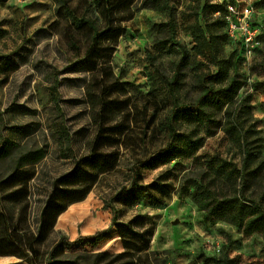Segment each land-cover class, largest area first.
<instances>
[{
  "label": "rangeland",
  "instance_id": "1",
  "mask_svg": "<svg viewBox=\"0 0 264 264\" xmlns=\"http://www.w3.org/2000/svg\"><path fill=\"white\" fill-rule=\"evenodd\" d=\"M223 1L232 0H156L148 6V0H113L119 7L115 18L132 19L123 24L110 64L92 73L84 58L89 38L56 0H0V183L19 171L32 178L22 186L0 184V208L10 217L13 235L24 246L35 245L36 264L48 262L63 235L71 245L60 259L70 264H264L262 233L245 235L179 192L186 178H212L222 161L227 172L236 170L232 183L220 184L225 193L241 189L245 165L247 172L264 174V0H240L251 3L253 24L263 32L248 62L215 15ZM67 2L78 17L92 16L93 0ZM200 30L210 42L202 53L194 42ZM211 55L224 76L215 88L231 86L229 97L210 110L212 125L184 117L175 123L178 132L202 142L194 155L166 162L154 153L169 144L171 112L176 103H194L198 78L218 71ZM102 100L112 102L110 109ZM114 125L127 128L121 141L105 137L101 143L119 154L117 167L99 178L85 200L71 204L52 231H38L54 190L76 188L64 178L88 156L101 127ZM34 153L41 159L31 163ZM150 157L151 167L139 171L140 183H163L170 194H149L136 204L117 198L131 186L132 167ZM263 192L264 177H249L247 194L257 200ZM107 201L120 221L136 220L140 231L154 227L146 250L126 249L117 229L98 244L74 243L109 227ZM0 260L23 264L15 257Z\"/></svg>",
  "mask_w": 264,
  "mask_h": 264
},
{
  "label": "trees",
  "instance_id": "2",
  "mask_svg": "<svg viewBox=\"0 0 264 264\" xmlns=\"http://www.w3.org/2000/svg\"><path fill=\"white\" fill-rule=\"evenodd\" d=\"M150 1V2H149ZM62 12L68 13L73 17L75 28L84 32L89 38L88 47L85 50L84 58L90 72L96 73L102 71L110 64L113 54L119 39L124 33L123 24L132 18H115L116 10L119 8L114 4L113 0H93L89 11L92 16L78 17L75 11L68 5L67 0H56ZM156 0H148L145 6L157 5ZM235 3L222 2L215 7V14L219 13V21L225 28L227 33V24L224 19L227 13V5ZM160 8V6H158ZM229 36V35H228ZM259 39L263 40V32L259 35ZM194 42L196 48L202 53L210 47V42L204 36L202 30L195 36ZM240 45V44H239ZM73 46H76L73 42ZM79 49V48H75ZM210 54L213 53L210 49ZM242 50V49H241ZM258 51V50H257ZM216 64L217 72L208 73L200 76L197 80V88L200 96L192 104L176 103L171 112L166 129L169 136V144L166 148L158 150L154 155L160 156L164 161H172L179 157H190L194 155L201 146L202 139L193 138L192 133L178 132L175 123L181 118H186L188 121L202 123L204 125H212L215 121L212 119L210 110L220 109L224 103V99L229 97L231 86L227 88L216 89L215 85L223 81V74L220 71V66L217 63L215 56L211 55ZM262 68L264 69V56L262 60ZM111 92L108 93V96ZM105 108L110 109V103L101 101ZM127 128L120 125L101 127L98 139H95L88 156L80 160L74 172L65 177L63 183L73 185L75 189L57 188L47 201L46 208L41 217V223L38 231L46 228V231H52L55 227L57 218L64 213L71 204L85 200L93 186L98 182L99 178L117 167L118 156L116 152H109L104 149L101 141H105V137H113L114 141L120 142ZM103 139V140H102ZM176 141L182 142L183 146H174ZM173 144V145H172ZM247 156L250 154L247 152ZM41 156L34 153L31 163L37 162ZM227 163L222 161L213 168L214 175H205L202 177L186 178L180 188L181 194H186L191 197L199 210L205 212L208 216L227 222L235 228L241 230L245 235H251L256 232L263 234L264 238V192L257 200L247 194V183L249 177H259L262 174L261 169L245 171L244 166L241 177L243 185L235 194L223 192L220 189V184L225 180L224 185L232 183L233 172H227ZM151 167V157L141 161L139 160L133 167V181L129 188H122L117 198H122L126 203L136 204L146 195L159 194L167 196L170 194V189L163 183L152 182L150 184H141L139 171L142 168ZM32 178L28 173L19 171L11 174L0 184L24 185ZM1 192V191H0ZM15 193V192H14ZM27 196V194H25ZM143 195V196H141ZM3 196L0 193V206L3 201ZM105 209H110L112 219L107 229L96 232L93 235L83 236L78 238L74 243L88 241L91 244H98L100 241L107 238L113 229H117L121 236L126 249L137 252H142L147 249L154 235V227L144 228L143 231L138 230L139 224L136 220L129 222L120 221L118 209L111 203L106 202ZM14 230L11 227L10 217L0 208V257H16L27 264H36L35 255L38 254L34 244L24 246L16 236L13 235ZM71 245L68 238L63 235L57 240L48 253V262L46 264H70L68 261L60 259L64 253V248ZM222 264H228L226 260H218Z\"/></svg>",
  "mask_w": 264,
  "mask_h": 264
},
{
  "label": "built area",
  "instance_id": "3",
  "mask_svg": "<svg viewBox=\"0 0 264 264\" xmlns=\"http://www.w3.org/2000/svg\"><path fill=\"white\" fill-rule=\"evenodd\" d=\"M254 9L251 3L240 2L236 0L235 3L227 5V13L224 19L227 24V33L229 37L240 44L243 58L248 62L256 54L261 47V28L253 24ZM219 16L220 14H215Z\"/></svg>",
  "mask_w": 264,
  "mask_h": 264
},
{
  "label": "crops",
  "instance_id": "4",
  "mask_svg": "<svg viewBox=\"0 0 264 264\" xmlns=\"http://www.w3.org/2000/svg\"><path fill=\"white\" fill-rule=\"evenodd\" d=\"M11 258H14V257H11ZM15 260H17V261H21V263H23V264H27L26 262H23L22 260H20V259H18V258H16L15 257ZM5 262L3 261V260H0V264H4Z\"/></svg>",
  "mask_w": 264,
  "mask_h": 264
}]
</instances>
